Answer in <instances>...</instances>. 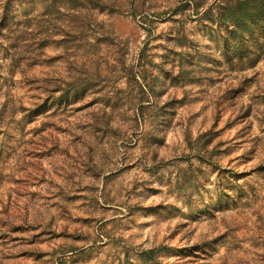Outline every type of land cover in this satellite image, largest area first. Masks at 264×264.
<instances>
[{
  "label": "rangeland",
  "instance_id": "obj_1",
  "mask_svg": "<svg viewBox=\"0 0 264 264\" xmlns=\"http://www.w3.org/2000/svg\"><path fill=\"white\" fill-rule=\"evenodd\" d=\"M199 1L70 43L0 0V264H264V47L227 60Z\"/></svg>",
  "mask_w": 264,
  "mask_h": 264
},
{
  "label": "trees",
  "instance_id": "obj_2",
  "mask_svg": "<svg viewBox=\"0 0 264 264\" xmlns=\"http://www.w3.org/2000/svg\"><path fill=\"white\" fill-rule=\"evenodd\" d=\"M45 2V8H52L56 13L62 8L65 9L69 20L65 37L70 43L84 38L81 29L88 22V27L91 28L90 22L93 18L91 13L94 11L108 9V14L113 15L128 9V13L134 18L144 13L143 0H45ZM188 2L194 3V7L191 6L197 14L208 5L207 2L199 0H188ZM58 5L62 7L56 10ZM205 17H209L207 19L210 26L207 30L212 37H215L214 41L220 42L229 51L225 54L227 60L250 61L258 56L264 47V0H218L206 10L201 20ZM69 94L75 97L77 90L72 89ZM71 95L59 99L66 102ZM53 98L54 96L45 100Z\"/></svg>",
  "mask_w": 264,
  "mask_h": 264
}]
</instances>
